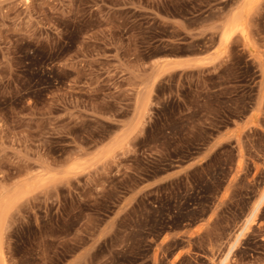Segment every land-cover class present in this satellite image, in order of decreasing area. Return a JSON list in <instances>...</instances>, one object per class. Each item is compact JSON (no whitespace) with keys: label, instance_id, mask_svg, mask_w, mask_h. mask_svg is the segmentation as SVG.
Segmentation results:
<instances>
[{"label":"rangeland","instance_id":"374dc122","mask_svg":"<svg viewBox=\"0 0 264 264\" xmlns=\"http://www.w3.org/2000/svg\"><path fill=\"white\" fill-rule=\"evenodd\" d=\"M244 1L0 0L5 264H221L264 192V0ZM227 264H264V203Z\"/></svg>","mask_w":264,"mask_h":264},{"label":"bare ground","instance_id":"6f19581e","mask_svg":"<svg viewBox=\"0 0 264 264\" xmlns=\"http://www.w3.org/2000/svg\"><path fill=\"white\" fill-rule=\"evenodd\" d=\"M251 1L252 0L244 1V4H245V2H247L246 5H249L251 3ZM238 8H241V6L238 7ZM243 8H245V7H243ZM239 10L236 13L234 12L235 13L234 15L232 14L230 16L231 20L229 21V23L227 21V23H226L227 25H225L226 28L222 32V40L225 43H227L236 33H238V32L244 33V22H243V17H244L243 16V12L244 11L243 10L239 11ZM184 62H182V64ZM156 70H158V69H155V72L153 74H151L150 76H147L145 79L142 80L143 83H144V85H143L144 88H143V90L141 89L138 92V94H137V98H136V101H135V107H134L135 111H134V115L132 117L133 119H132L131 123L128 124L126 126V128H125V131H127V132L132 130L136 126L137 122L142 117L144 119V114H145V112H147L146 108L148 109L147 105H148L150 97H151L152 87L155 84L156 80L159 78L160 72H161L160 69H159V71H156ZM142 84H141V86H142ZM115 141H114V143L111 141L112 144L119 143V140L115 139ZM107 145H108V147H107ZM107 145H105L104 147L105 148H109L110 143L107 144ZM115 146H117V144ZM104 147H103V149H104ZM110 149H107V150L111 151L112 149L111 150ZM104 151H105V149L103 151H101V152H104ZM106 155H109V154L107 153ZM106 155H104V156H106ZM8 195L11 197L10 194H8ZM8 195L6 197V200H7V198H8V200L4 201L5 199L3 200V198H2V201H1L2 204L0 205V264H5L6 263V262H4L5 258L3 256V248H2V240L3 239H2V236H3L4 228H5V225H6V217L8 216L7 212H8V210H10L9 209V205L12 203L11 201H13V199H15L13 197V195L17 196V194H13L12 197L10 198V197H8ZM7 202H11V203L9 204ZM13 203H14V201H13ZM263 203H264V192L261 195V197L259 198V200L256 202L255 206L253 207L249 217L246 219V222L244 224V227L241 230V233L237 236L235 243L232 245L231 249L228 252V255H226L224 260H222L221 264H227L228 258H229V255L231 254L232 249L238 244L240 238L245 234V232L249 230L250 225L252 224V222H254V218L256 217V215H257V213L259 211V208L263 205ZM6 205H8V206H6ZM11 206H12V204L10 205V208H11Z\"/></svg>","mask_w":264,"mask_h":264},{"label":"crops","instance_id":"0c3cea01","mask_svg":"<svg viewBox=\"0 0 264 264\" xmlns=\"http://www.w3.org/2000/svg\"><path fill=\"white\" fill-rule=\"evenodd\" d=\"M173 60V62H172V65H176V64H178V65H176L173 69L175 70V71H177V70H181V66H180V64H182V62H184L186 59L185 58H178V59H172ZM185 63V62H184ZM183 63V64H184ZM183 66H185V65H183Z\"/></svg>","mask_w":264,"mask_h":264}]
</instances>
